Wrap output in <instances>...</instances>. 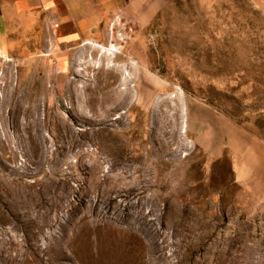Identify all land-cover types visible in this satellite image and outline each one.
<instances>
[{
	"label": "rangeland",
	"instance_id": "rangeland-1",
	"mask_svg": "<svg viewBox=\"0 0 264 264\" xmlns=\"http://www.w3.org/2000/svg\"><path fill=\"white\" fill-rule=\"evenodd\" d=\"M25 1L0 0V264H264V0L77 41Z\"/></svg>",
	"mask_w": 264,
	"mask_h": 264
},
{
	"label": "crops",
	"instance_id": "crops-1",
	"mask_svg": "<svg viewBox=\"0 0 264 264\" xmlns=\"http://www.w3.org/2000/svg\"><path fill=\"white\" fill-rule=\"evenodd\" d=\"M50 14L62 38L96 40L116 17L139 30L147 29L170 0H34ZM26 8H29L30 1ZM22 3V2H21ZM249 171V170H248ZM253 173L251 172L250 175ZM254 175V174H253Z\"/></svg>",
	"mask_w": 264,
	"mask_h": 264
},
{
	"label": "bare ground",
	"instance_id": "bare-ground-1",
	"mask_svg": "<svg viewBox=\"0 0 264 264\" xmlns=\"http://www.w3.org/2000/svg\"><path fill=\"white\" fill-rule=\"evenodd\" d=\"M2 43V42H1ZM3 44V43H2ZM89 44L91 45V46H93V47H99L100 45H97V44H95L94 42H89ZM112 48L113 49H116L117 47L116 46H112ZM102 49L104 50L105 49V47H102ZM113 50H111V49H108L107 50V52L109 53V54H112L113 55V53L114 52H112ZM8 52V51H7ZM9 62H11L10 60H9ZM2 102V101H1ZM2 104H4V102L2 103ZM0 106H1V104H0ZM4 120V119H3Z\"/></svg>",
	"mask_w": 264,
	"mask_h": 264
}]
</instances>
